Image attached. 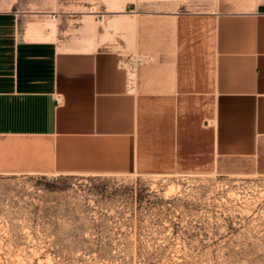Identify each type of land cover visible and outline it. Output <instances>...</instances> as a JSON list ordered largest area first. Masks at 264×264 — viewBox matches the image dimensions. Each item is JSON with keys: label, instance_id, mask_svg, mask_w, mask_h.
Masks as SVG:
<instances>
[{"label": "crops", "instance_id": "1", "mask_svg": "<svg viewBox=\"0 0 264 264\" xmlns=\"http://www.w3.org/2000/svg\"><path fill=\"white\" fill-rule=\"evenodd\" d=\"M120 5L73 36L0 8V173L264 175V0ZM210 2V3H208ZM130 7L128 10L127 8ZM99 17V15H98ZM141 54L130 90L123 59Z\"/></svg>", "mask_w": 264, "mask_h": 264}, {"label": "rangeland", "instance_id": "2", "mask_svg": "<svg viewBox=\"0 0 264 264\" xmlns=\"http://www.w3.org/2000/svg\"><path fill=\"white\" fill-rule=\"evenodd\" d=\"M41 4L40 28L65 24L48 10L75 12L81 41L115 14L111 0ZM0 264H264V175L0 173Z\"/></svg>", "mask_w": 264, "mask_h": 264}, {"label": "built area", "instance_id": "3", "mask_svg": "<svg viewBox=\"0 0 264 264\" xmlns=\"http://www.w3.org/2000/svg\"><path fill=\"white\" fill-rule=\"evenodd\" d=\"M145 62V57L141 54H131L125 57L122 61L127 72L128 85L130 90H134L137 84L138 68Z\"/></svg>", "mask_w": 264, "mask_h": 264}]
</instances>
